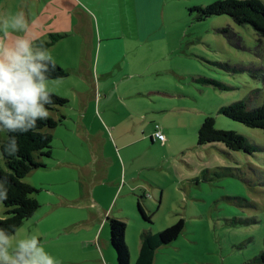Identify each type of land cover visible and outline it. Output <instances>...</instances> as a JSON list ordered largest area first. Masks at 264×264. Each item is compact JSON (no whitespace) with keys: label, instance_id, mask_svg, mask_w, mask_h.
<instances>
[{"label":"rangeland","instance_id":"rangeland-1","mask_svg":"<svg viewBox=\"0 0 264 264\" xmlns=\"http://www.w3.org/2000/svg\"><path fill=\"white\" fill-rule=\"evenodd\" d=\"M130 1L78 0L75 10L72 0H0V15L25 11L27 36L35 42L51 41V33L64 34L48 48L55 61L70 68L68 63L80 65L84 53L97 50L98 56L105 43L100 34L127 32L126 44L134 46L137 22ZM215 1H153L152 20L159 33L165 31L164 38L144 44L129 56L131 63L115 49L106 64L101 56L103 76L94 71L91 79L86 65V79L81 69L70 68L67 77L50 82L54 93L69 102L49 112L60 122L47 128L54 137L51 158L39 159L46 167L23 179L38 189L34 196L40 208L18 228V238L39 232L61 264H117L106 220L110 215L127 223L125 241L133 264L134 240L183 218V232L157 250L153 264H264L257 259L264 252V129L219 113L222 106L243 98L250 106L264 101V40L250 25L228 15L198 20L191 11ZM84 12L93 20L94 40ZM16 35L10 34L9 42ZM125 40L108 42L124 46ZM84 95L88 97L82 103ZM134 112L145 125L158 123L165 129L166 134L159 127L163 144L158 139L150 146L136 127L125 133ZM208 116L215 117L218 128L245 136L256 150L234 151L221 142L199 145V128ZM4 134L0 132V143ZM94 139L102 143L100 151L92 149ZM125 142L133 144L122 149ZM98 155L106 163L103 176ZM61 160L70 165L56 167ZM0 165L7 169L6 162ZM139 202L152 222L142 216ZM105 208L106 227L98 247L97 214ZM5 211L0 205V217Z\"/></svg>","mask_w":264,"mask_h":264},{"label":"trees","instance_id":"trees-1","mask_svg":"<svg viewBox=\"0 0 264 264\" xmlns=\"http://www.w3.org/2000/svg\"><path fill=\"white\" fill-rule=\"evenodd\" d=\"M191 11L196 12L198 20H204L211 16L228 15L238 24L250 25L264 40V0H217L208 5H196ZM50 35L52 37L51 41L37 40L36 42H43L49 47L65 36L61 33H51ZM56 65L52 78L58 79L53 80H60L69 75L67 69L57 62ZM206 81L220 85L215 80L206 79ZM52 99L53 104L46 105L49 109L65 106L69 102L68 99L56 93L52 94ZM219 113L249 127L264 129V101L257 106H250V101L243 98L222 106ZM59 122L60 120L49 116L46 120H38L35 130L15 133L5 132V137L1 143L5 142L8 136H15L19 150L15 156L4 154L7 169L0 165V179L6 180L9 186L8 199L3 202L6 207V216L0 219V227H4L9 231L13 230V226L19 228L25 220L32 217L40 208V203L34 196L38 189L23 181V179L32 170L46 166L39 159H41V156H52L54 136L48 129L55 128ZM216 142H221L228 149L234 151L244 150L251 153L256 150L245 136L234 130L218 128L215 117L208 116L199 128L198 144L202 146ZM138 207L142 216L152 222L151 215L145 211L141 202L138 203ZM107 220L110 226V241L117 256V264H130V252L125 241L126 222L111 216H108ZM184 228L185 221L181 218L159 233L144 232L141 235V248L135 264H153L157 250L176 240ZM257 259L264 263V252Z\"/></svg>","mask_w":264,"mask_h":264},{"label":"clouds","instance_id":"clouds-1","mask_svg":"<svg viewBox=\"0 0 264 264\" xmlns=\"http://www.w3.org/2000/svg\"><path fill=\"white\" fill-rule=\"evenodd\" d=\"M82 7H86L83 3ZM30 28L25 11L9 10L0 15V132L35 130L37 121L49 118L52 105L50 82L56 61L43 42L27 36ZM10 34H17L9 42ZM0 162L4 154L15 156L17 138L8 136L0 143ZM7 181L0 179V205L8 199ZM3 217H0L2 219ZM19 229L0 227V264H61L47 248L39 232L18 238Z\"/></svg>","mask_w":264,"mask_h":264},{"label":"crops","instance_id":"crops-1","mask_svg":"<svg viewBox=\"0 0 264 264\" xmlns=\"http://www.w3.org/2000/svg\"><path fill=\"white\" fill-rule=\"evenodd\" d=\"M86 1L88 2L90 0H86ZM153 1H157V0H131L130 1V3H132V5H133L132 12H133L134 18H135V20L137 22V31H136L135 36L132 37L133 40L131 42V43H134V46L133 47H128V45L126 44V40L125 39H127L128 36H129V33H127V32L122 31L118 36H112V35L106 34L105 37L101 36V34H100V38H99L100 42L105 41V43H104V46L103 47H102V45H100L99 52H98V56H97V50H95L94 52L91 51V53L88 56H87V53H84V55L80 59L81 62H80V65L79 66H77L76 64H73V63H68L69 64V67L70 68H73L74 70H79V71L81 69L82 70L81 71L82 74H84V79H86V74H85L86 65L89 68V70H88L87 73L91 76V79H92V76L94 74V71H97V74L99 76L100 75L103 76L105 73L100 74L99 73V67L102 66L103 64H106L107 61L113 56L114 49L115 50H118L120 53H122L123 54V57L126 59V61L130 62L129 56H135L136 55V52L144 44H149L153 40L158 39V38H164L165 37V31L163 30L162 33H159L157 31V29L159 28V24L157 25V23H153V20H152L153 18H152V12H151V3ZM77 2H78V0H72V3L74 4L75 10H77V6H78V3ZM84 15H85V17L87 19H89L91 21V29H92L91 30V33H92V38L94 40L95 37H96V35H95L93 20L91 19V17H89V15L87 13H85ZM70 26L72 28V26H73L72 25V22L70 23ZM113 39H124L125 40L124 46L110 45L108 41H111ZM127 43H128V41H127ZM101 56H102V65H100V58H101ZM63 67L65 69H67V70H70V68H67L66 66H63ZM87 97H88V95H84L83 97H81L82 103H84L85 101H87ZM90 97L91 98L95 97V88L93 89L92 94H91ZM49 110L50 111H54L55 109H49ZM49 116L50 117H53L50 113H49ZM64 117H66V116H64ZM130 119H133V121L132 120H129V123L127 124V126H125L123 128V130H125V133H130V132L137 131L135 129V127L138 128V130L139 129L142 130L143 131L142 133L144 134V136H142L141 139L144 138L145 140H148L150 146L153 145L158 140V139H156L153 136L154 130L156 129L157 126H159L161 128V130L165 133V129H163L161 127V125H159L158 123L152 124L151 122H149L148 125H145V122L141 119V117L139 119H137V112H134V115L132 114L130 116ZM154 120H155V118L152 119V122ZM115 128H116V126H115ZM146 131H148V132H146ZM84 135H86V134H84ZM137 140H138V138L135 141H137ZM166 141H167V136H166ZM163 143L164 142H162V144ZM101 144L102 143L100 141H99V143H97V140L94 139V141H92V143H91L92 149L94 151H96V152L97 151H100ZM124 144H123V147H121V148L122 149H128L131 146V144H133V143L125 142ZM101 155L102 156L104 155V151L103 150H102ZM48 158H51V156L48 157ZM99 158L100 157L98 155V159ZM42 162L43 163H46V161H43V160H42ZM100 162H102V164L99 165V175H102L103 176L106 173V168H105L106 163H105L104 159L103 160H100L99 159V163ZM65 164L70 165L69 161L61 160V164L60 165H56V167L57 166H59V167L62 166L63 167ZM45 165H47V164H45ZM107 214H108V210L106 208L104 209L103 212L101 211L99 214H97V218H100L99 219L100 220V227L98 228V231L95 233L96 234L95 235V238H96V236L99 237V240L97 241L98 247H100L99 246L100 243H101L100 240H101V237L103 235V232L105 231L106 224L104 222V218H105V216ZM108 216H110V215H107L106 216V220H107V217ZM126 229H127V226H126ZM52 232L51 233L49 232L48 235H51ZM102 240H103V242H102L103 247H104V249L107 250L109 248L108 241H107V237L104 236ZM141 242H142V236L140 237L139 240H134V248H133L134 250H133V252H134V255H137L136 256V260H137V258L139 256V252H140V248H141ZM103 251L104 250H102V253L104 254ZM109 255H110L111 259H112V254L110 253ZM135 263H136V261L133 262V264H135Z\"/></svg>","mask_w":264,"mask_h":264},{"label":"built area","instance_id":"built-area-1","mask_svg":"<svg viewBox=\"0 0 264 264\" xmlns=\"http://www.w3.org/2000/svg\"><path fill=\"white\" fill-rule=\"evenodd\" d=\"M153 136L156 139H160L161 141L165 140V135L162 133V131L159 129V126L156 127V129L154 130Z\"/></svg>","mask_w":264,"mask_h":264}]
</instances>
